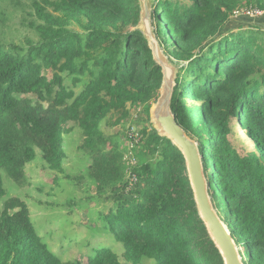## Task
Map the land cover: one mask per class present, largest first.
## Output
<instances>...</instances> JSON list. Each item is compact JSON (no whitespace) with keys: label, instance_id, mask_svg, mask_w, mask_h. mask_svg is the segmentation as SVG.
<instances>
[{"label":"trees","instance_id":"obj_1","mask_svg":"<svg viewBox=\"0 0 264 264\" xmlns=\"http://www.w3.org/2000/svg\"><path fill=\"white\" fill-rule=\"evenodd\" d=\"M28 1L0 0V264H124L106 248L65 260L43 241L27 203L18 195L1 203L4 182L20 186L27 163L39 159L65 172L63 134L75 127L90 164L65 177L78 188L91 182L94 196L112 203L99 221L123 245L126 262L223 264L198 216L182 154L150 122L162 76L137 28L138 0ZM8 4L22 9L37 39H4ZM248 7L264 13V0H153L151 17L179 66L172 109L198 142L214 205L244 263L264 264V26L234 15ZM109 116L112 126L129 122L137 132L134 165L123 158L127 129L102 132ZM236 126L252 148L231 140ZM130 175L137 178L131 187Z\"/></svg>","mask_w":264,"mask_h":264},{"label":"rangeland","instance_id":"obj_2","mask_svg":"<svg viewBox=\"0 0 264 264\" xmlns=\"http://www.w3.org/2000/svg\"><path fill=\"white\" fill-rule=\"evenodd\" d=\"M25 6L28 0H22ZM9 20L6 24L4 39L16 43H23L26 38L37 39L35 32L22 23L23 11L13 5H7ZM28 11V9H26ZM262 17L264 22V13ZM76 31H81L79 26H70ZM155 28V25L153 24ZM82 32V31H81ZM47 75L49 71L45 72ZM87 76H82V84L86 82ZM70 84L69 80H65ZM82 85L72 88L78 92ZM27 97L20 95L19 98ZM28 97H32L28 95ZM131 110L133 118L140 116V109ZM115 117V116H114ZM113 117V118H114ZM112 116L107 117L101 123V130L105 134H112L114 131H124L132 126L129 122L112 126ZM81 129L75 127L70 133L63 134V146L65 158L63 160L64 173L53 172L45 168L39 159L33 163H27L24 169V179L19 186L15 183L5 181L4 188L7 194L2 198L1 203L9 197L18 195L21 201L29 205L30 217L34 220L39 234L49 249L65 260L73 262L83 261L96 248H106L116 254L124 264H131L123 259L124 247L115 240L108 231L103 230L99 221V213H106L112 206L109 201H103L102 197H95V186L88 181V184L80 188L73 181L65 176L73 175L80 171L85 173V168L90 164V160L83 159L78 150L82 143ZM231 140L241 147L242 143L252 148V141L246 136L244 128L234 127V134ZM60 177L58 179L55 176ZM57 179V180H55ZM139 264H155L153 260L142 259Z\"/></svg>","mask_w":264,"mask_h":264},{"label":"water","instance_id":"obj_3","mask_svg":"<svg viewBox=\"0 0 264 264\" xmlns=\"http://www.w3.org/2000/svg\"><path fill=\"white\" fill-rule=\"evenodd\" d=\"M152 4L153 0H138L140 21L137 26L142 31L162 76L158 97L149 110L150 122L157 134L167 138L182 154L198 216L223 264H245L240 246L211 198L198 142L186 133L173 112L172 98L179 66L166 55L156 38L151 17Z\"/></svg>","mask_w":264,"mask_h":264},{"label":"built area","instance_id":"obj_4","mask_svg":"<svg viewBox=\"0 0 264 264\" xmlns=\"http://www.w3.org/2000/svg\"><path fill=\"white\" fill-rule=\"evenodd\" d=\"M261 14H263V11L255 7L242 8L234 12V15L237 17L246 16L249 18H256L260 16ZM131 128L132 129L129 132L127 129L125 133L126 136L128 134V138H127L128 151L124 154V157H123L124 160L126 161V164L129 166L134 165L136 163V158L133 157L131 149L133 147V143L137 142L138 140L137 132L133 129L134 127H131ZM128 181H129V187H131L137 181V178L135 177V175H130L128 178Z\"/></svg>","mask_w":264,"mask_h":264},{"label":"crops","instance_id":"obj_5","mask_svg":"<svg viewBox=\"0 0 264 264\" xmlns=\"http://www.w3.org/2000/svg\"><path fill=\"white\" fill-rule=\"evenodd\" d=\"M241 17H246V16H241ZM246 18H249V17H246ZM250 19H255V20H257V19H260L261 20V22H262V26H264V22H263V20H262V17H256V18H250ZM253 21V20H252Z\"/></svg>","mask_w":264,"mask_h":264}]
</instances>
